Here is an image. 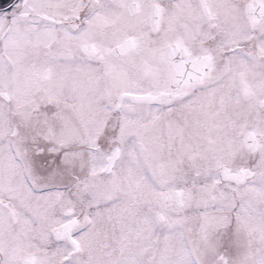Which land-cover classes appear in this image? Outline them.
<instances>
[{
    "label": "snow or ice",
    "instance_id": "6c2138e0",
    "mask_svg": "<svg viewBox=\"0 0 264 264\" xmlns=\"http://www.w3.org/2000/svg\"><path fill=\"white\" fill-rule=\"evenodd\" d=\"M0 264H264V0H0Z\"/></svg>",
    "mask_w": 264,
    "mask_h": 264
}]
</instances>
